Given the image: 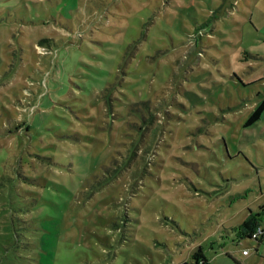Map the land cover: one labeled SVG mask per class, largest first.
Wrapping results in <instances>:
<instances>
[{"label": "rangeland", "instance_id": "1", "mask_svg": "<svg viewBox=\"0 0 264 264\" xmlns=\"http://www.w3.org/2000/svg\"><path fill=\"white\" fill-rule=\"evenodd\" d=\"M263 98L264 0H0V264H264Z\"/></svg>", "mask_w": 264, "mask_h": 264}, {"label": "trees", "instance_id": "2", "mask_svg": "<svg viewBox=\"0 0 264 264\" xmlns=\"http://www.w3.org/2000/svg\"><path fill=\"white\" fill-rule=\"evenodd\" d=\"M264 109V98L255 106L251 111L246 124H250L258 119ZM262 214V206L258 210H249L245 219L238 224L234 231L238 237H250L251 233L259 226V221ZM253 239L257 242H261L264 238V230ZM177 264H209L206 256L203 254L202 248L198 245L191 253L189 260H183Z\"/></svg>", "mask_w": 264, "mask_h": 264}, {"label": "crops", "instance_id": "3", "mask_svg": "<svg viewBox=\"0 0 264 264\" xmlns=\"http://www.w3.org/2000/svg\"><path fill=\"white\" fill-rule=\"evenodd\" d=\"M260 206H262V211L264 210V204H259V205H257V208H255V209H248V212H249V210H258L259 208H260ZM259 227L262 229V227H261V224H259ZM264 230V229H263ZM233 233V234H232ZM228 235H231V237L234 235V238H236V239H238L239 237L236 235V233H235V231H234V229H232V231H231V234L229 233ZM233 237H232V240L234 239ZM249 238H252V237H249ZM264 242V238H263V240L261 241V242H257L258 244H262ZM256 250V249H255ZM203 251V250H202ZM241 253L242 254H248L249 253V251H247V252H243V249H242V251H241ZM203 254H204V252H203ZM205 255V254H204ZM227 255H228V253H227ZM206 256V255H205ZM206 258H208L207 256H206ZM208 260V259H207ZM235 261V260H234ZM235 262H237V261H235Z\"/></svg>", "mask_w": 264, "mask_h": 264}, {"label": "built area", "instance_id": "4", "mask_svg": "<svg viewBox=\"0 0 264 264\" xmlns=\"http://www.w3.org/2000/svg\"><path fill=\"white\" fill-rule=\"evenodd\" d=\"M261 228L258 226L252 233H251V236L252 238H255L260 232H261ZM248 250L247 249H243V252H247Z\"/></svg>", "mask_w": 264, "mask_h": 264}]
</instances>
